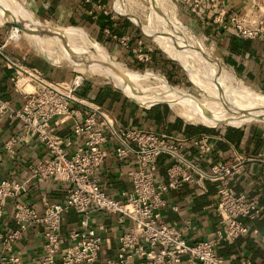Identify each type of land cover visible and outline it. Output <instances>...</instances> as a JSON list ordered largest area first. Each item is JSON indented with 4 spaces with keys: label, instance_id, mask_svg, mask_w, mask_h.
Returning <instances> with one entry per match:
<instances>
[{
    "label": "built area",
    "instance_id": "1",
    "mask_svg": "<svg viewBox=\"0 0 264 264\" xmlns=\"http://www.w3.org/2000/svg\"><path fill=\"white\" fill-rule=\"evenodd\" d=\"M184 2L199 19L212 21L227 35L264 43V15L251 19L236 12L228 13L224 8L225 0ZM104 34L109 35V32L105 30ZM10 41L0 43V69L9 73L8 80L21 99V106L17 108L0 95V124L19 122L23 136L9 139L4 149L13 156L17 143L35 136L45 149V157L31 168V178L64 183L67 191L63 202L55 205L45 202L37 210L18 201L20 194L26 192L25 182L0 183V220L7 203L14 201L16 225L12 232L0 233V264H23L14 255L13 247L26 230L35 226L42 227L45 239L40 264H134L136 261L139 264H182L184 259L193 264H231L217 256V244L246 235L248 228L243 222L255 221L261 212L258 198L237 195L231 186L232 179L244 166L245 152L233 151L232 161L217 160L208 169H202L188 158L186 150H196L199 159L209 157L208 136L186 139L140 128L120 129L109 112L78 98L83 79L75 77L65 83L46 80L37 69L12 59L5 50ZM121 43L127 48L125 38H121ZM144 59L148 60L147 55ZM81 117L82 121H76ZM53 120L59 125L75 120L67 138L51 131ZM109 138L114 141L115 158L125 161L132 156L136 165L129 173L130 192L121 194L123 201L108 197L97 177L106 158L104 147ZM66 146L73 147V151H68ZM161 157L170 160L164 183L156 179ZM258 159L264 185V157L258 156ZM204 182L216 184L218 229L212 239L190 244L180 229L165 223L162 217L167 207L165 195L184 184L204 190ZM94 209L116 216L120 223L125 220L131 223L118 238L116 256L112 260H98L103 240L87 224ZM170 209L177 211L175 207ZM70 211L82 218V230H71L64 238L60 233L61 223ZM66 243L68 245L64 246ZM236 264L250 262L240 260Z\"/></svg>",
    "mask_w": 264,
    "mask_h": 264
},
{
    "label": "crops",
    "instance_id": "2",
    "mask_svg": "<svg viewBox=\"0 0 264 264\" xmlns=\"http://www.w3.org/2000/svg\"><path fill=\"white\" fill-rule=\"evenodd\" d=\"M34 1L36 3L54 4L52 6L57 9L63 2V0ZM224 8L228 13L236 12L251 19H257L264 15V0H225ZM209 26L221 31L218 25L209 23ZM221 38L223 57L227 66L232 68L235 74L239 73L240 79L245 82L264 86V43L236 39L235 43L240 47H237L236 50H230L229 38L224 36ZM0 70V95L19 108L21 99L9 86L11 84L6 77L7 72L4 73L5 70ZM84 100L100 106L94 103L92 99L85 98ZM153 103L157 105L155 102ZM134 106L126 104L123 107L122 119L113 116L120 129L139 126L140 129L186 139L196 138L200 135L208 136L211 147L209 157L199 159L196 150L191 148L186 150L188 158L202 169H208L209 165L217 160L232 161L233 151L245 152L244 157H242L245 158L244 166L241 173L232 179L231 186L237 195L245 194L249 199L258 198L261 212L255 221L243 222L248 228L246 235L230 243H218L216 253L218 257L231 264H236L240 260L249 261L250 264H264V185L262 183L263 172L258 163V156L264 157V128L256 126L251 129L247 124H241L206 128L209 130L201 131L197 130L195 126L184 124L179 118L172 116L169 109L167 111L164 106L152 108L149 106L150 109L146 108L145 111ZM82 119L81 117L76 121H82ZM74 121L68 120L59 125L55 124L56 120H53L50 126L51 131L62 138H67ZM0 130V183L3 181L25 182L26 192L20 194L18 201L37 210H40L45 202L51 205L63 202L67 191L66 184L54 180L39 182L31 178V168L42 162L45 157V149L35 136H29L17 143L14 147L15 154L9 156L4 146L9 139L23 136L22 126L19 122L3 121L0 124ZM113 142V139L109 138L104 147L106 158L97 173V177L101 189L108 197L116 201H123L124 198L121 197V194L130 192L131 178L129 173L136 169V165L132 156L125 161H118L113 153ZM66 149L72 152L74 148H67L66 146ZM169 163L168 158H159L156 172L158 182H166L165 169ZM203 187L204 190H201L190 184H184L181 188L169 191L165 195L167 207L162 212L165 223L180 229L183 237L190 244L212 239L218 229V218L215 212L217 204L216 184L204 182ZM13 204L14 201L7 203L3 218L0 220V233H9L16 229L13 221ZM172 207H175L177 211H172L170 209ZM81 221L80 216L70 211L62 220L61 235L66 238L69 231L82 230ZM87 224L88 228L98 232L103 240L98 254L99 262L114 259L118 247V238L130 228L131 223L127 220L120 223L116 216L94 209ZM67 245L68 243L64 246ZM44 247L43 229L41 226H35L23 233L22 238L13 247V253L20 258L23 264H40L44 255ZM134 264H139V262L136 261ZM182 264L193 263L184 259Z\"/></svg>",
    "mask_w": 264,
    "mask_h": 264
},
{
    "label": "rangeland",
    "instance_id": "3",
    "mask_svg": "<svg viewBox=\"0 0 264 264\" xmlns=\"http://www.w3.org/2000/svg\"><path fill=\"white\" fill-rule=\"evenodd\" d=\"M2 2L11 16L20 22L29 23L38 30H52L57 34H76L91 43L90 48L75 41L63 42L58 46L48 44L39 50L40 53H46L45 58L33 50L32 44L22 33L19 32L20 37L13 40L11 33L16 27L8 24L10 22L0 15V43L11 39L5 50L12 59L37 69L48 81L65 83L80 77L84 81L80 90L111 91L124 97L115 89V87L119 88L117 85L110 84L108 79L104 78L107 77L104 73L109 64L130 72H149L161 76L168 85L182 91L188 100L187 107L195 110L204 108L201 105L203 93L195 85L199 83L230 94L238 93L242 86L264 95V86L239 79L233 69L227 66L223 57V48L216 37L218 30L209 26V23L213 24L212 21H202L195 13L190 12L184 0H154V2L110 0L105 11L111 12L115 19L128 20L132 26L128 34L123 37L128 43L127 48L123 46L121 39L102 35L95 25L82 21L83 12L80 9L82 0H63L58 9L52 6L54 4L36 3L34 0H2ZM95 9L104 10L97 6ZM159 15L161 17H158ZM135 30H137L136 34ZM35 48L38 47L35 46ZM145 55H147V61L144 59ZM151 55H153L152 63L155 65L150 64ZM161 58L173 63V69L163 63ZM74 65H78L87 75L78 72ZM139 65L143 67V70H138ZM191 66L194 68L193 72ZM193 73L195 78H191ZM168 77L172 78L171 83L168 82ZM9 86L14 89L12 84ZM150 86L153 87L151 84ZM119 89L138 99L155 102L158 104L156 106H166L172 116L179 118L184 124L203 127L184 122L165 102L157 101L152 96L144 93L133 94ZM78 98H80L79 95ZM205 98L209 102L215 101L208 96ZM125 99L129 104L134 105L131 99V101L129 98ZM136 107L144 110L142 107ZM241 124H247L251 129L256 126L264 128L263 124L247 118L230 126ZM218 127H226V125L215 128Z\"/></svg>",
    "mask_w": 264,
    "mask_h": 264
},
{
    "label": "bare ground",
    "instance_id": "4",
    "mask_svg": "<svg viewBox=\"0 0 264 264\" xmlns=\"http://www.w3.org/2000/svg\"><path fill=\"white\" fill-rule=\"evenodd\" d=\"M151 1L154 2V0ZM0 15L3 19L10 22L8 24H12L16 27L13 28L11 33L13 40L18 39L20 37L19 34L22 33L32 44L33 50L42 57L46 58V53H40L39 50H41V48H45V46H48V44L58 46L63 42L75 41L81 44L83 43L88 48H90L91 43L86 40V38L79 35L68 33L57 34L55 31L44 29L38 30L29 23L26 24L23 21L20 22L18 19H14L6 10L2 0H0ZM158 17L161 16L159 15ZM34 45L38 48H35ZM103 60L105 61L104 58ZM74 66H76L78 72L86 74L80 70L78 65ZM191 69L193 72L194 68L192 66ZM104 75H107V77L104 78H107V81H109L110 84L117 85L119 88L130 93H144L146 95L152 96L157 101L160 100L165 102L178 117L183 119L184 122L192 125H201L209 128H215L220 125H235L240 123V121L244 118H247L248 120H254L264 125V95L253 92L246 87L240 86L241 92L239 91L238 93L235 92L230 94L224 90L222 91L221 89L217 90L214 87L210 88L202 83L195 84L203 93L202 96L204 98L205 96H208L215 100L213 102H209L206 101V98H203L201 100V105L204 108L195 110L187 107L188 100L182 91L171 87L168 85L165 79L155 73L130 72L122 67L117 68L107 64ZM191 78H195L194 73L191 75ZM150 84L153 85V87H151ZM119 88L115 87V89L120 91L124 97L131 99L132 102H135L139 106L143 107L142 104L136 102L142 100L123 92ZM28 90H30V87ZM142 102L148 104L145 101Z\"/></svg>",
    "mask_w": 264,
    "mask_h": 264
},
{
    "label": "trees",
    "instance_id": "5",
    "mask_svg": "<svg viewBox=\"0 0 264 264\" xmlns=\"http://www.w3.org/2000/svg\"><path fill=\"white\" fill-rule=\"evenodd\" d=\"M109 2H110V0H88V1L82 0L80 9H81V12H83V16L81 18H82V21L84 23L89 24V25H95L100 34L103 35L104 31L107 30L109 32L110 38L114 37L115 39L119 40L128 34V32L132 29V26L128 20H125V19L122 20V19H118V18L115 19L111 12L105 11V9H107V6L109 5ZM95 6L102 8L104 10L97 11L95 9ZM212 28L210 30H212ZM213 29H215V28H213ZM215 30H214V32H216ZM217 32H219V33L216 37H217V39L221 45L223 43L221 37L224 36L225 38H229V40H230V46H229L230 50H236L237 47H240L238 44L235 43L236 38L225 34L223 31L218 30ZM136 33H137V30H135V34ZM152 60H153V55H151V57H150V64L155 65L152 63ZM161 60L163 63L168 64L173 69V67H174L173 63L168 62L162 58H161ZM227 63L229 64V62H227ZM230 66H232V65H230ZM138 70H143V67L141 65H139ZM4 73H6V71ZM6 75H7L6 77H9L8 72L6 73ZM236 75L240 79L239 73ZM168 82L171 83L172 78L168 77ZM246 82H248V81H246ZM78 95H79V97L84 98V99L85 98L92 99V101H94V103H97L100 106H102L103 108H105L108 112H110V114L112 116H114L115 118H120V119H122V116H123L121 114L123 107L126 104H129V102L124 97H122L120 94H118L116 92H111V91L106 92L103 90H98L95 92H93V91L91 92L89 90H79ZM142 101H136V102L142 104L143 108H148L150 105L154 106L153 102L145 101L148 103V104H146ZM135 108H137V107H135ZM164 108L168 111V108L166 106H164ZM143 111H145V110H143ZM187 127H191V126H187ZM134 128H141V127L138 126V127H134ZM195 128L197 130H201V131L209 130V129H206L204 127H195ZM230 242H233V241H225L222 243H230Z\"/></svg>",
    "mask_w": 264,
    "mask_h": 264
},
{
    "label": "water",
    "instance_id": "6",
    "mask_svg": "<svg viewBox=\"0 0 264 264\" xmlns=\"http://www.w3.org/2000/svg\"><path fill=\"white\" fill-rule=\"evenodd\" d=\"M125 98H127V97H125ZM130 100V99H129ZM131 101V100H130ZM132 102V101H131ZM135 106H138V107H141V106H139L137 103H135V102H132ZM158 105V104H157ZM154 106H156V105H154ZM154 106H151L150 108H152V107H154ZM143 108V107H142ZM150 108H148V109H150ZM144 109H146V108H144ZM203 127H205V126H203ZM205 128H209V127H205Z\"/></svg>",
    "mask_w": 264,
    "mask_h": 264
}]
</instances>
